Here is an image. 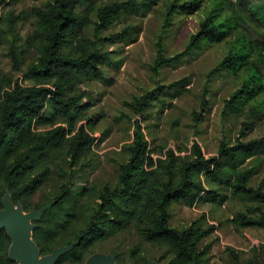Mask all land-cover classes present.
Wrapping results in <instances>:
<instances>
[{"label":"trees","instance_id":"16d2710c","mask_svg":"<svg viewBox=\"0 0 264 264\" xmlns=\"http://www.w3.org/2000/svg\"><path fill=\"white\" fill-rule=\"evenodd\" d=\"M160 4L165 26L177 17L201 11L204 17L183 51L166 55L158 43L150 67L153 74L159 76L164 67L180 63L205 46L226 42L239 31L241 36L229 45L210 77L228 72L239 79V88L225 100L224 114L248 113V117L235 141L223 139L215 156L207 157L198 142L176 152L158 145L153 137L148 139L143 123L156 102L187 80L159 85L127 103L134 114L133 135L122 149L126 159L118 167L117 184L78 185L83 162L94 155L99 142L94 135L97 122L89 116L92 105L85 103L91 93L81 85L106 81L105 68L113 59L102 44H133L139 30L129 26L110 38L101 34L141 5L150 9ZM11 5V0H0V57L3 53L11 64L8 72L0 64V210L7 192L27 213L52 205L34 221L33 240L41 256L81 240L55 264H85L98 243L134 230L144 242L167 247L169 264H209L212 245H203L218 227L198 222L173 227L169 207L174 203L221 205L228 194L245 207L229 222L239 229L264 230V181L252 186L255 170L246 167L251 160L264 157V135L247 140L257 124L264 128V0H42L32 8L35 28L22 45L18 25L24 15L8 12ZM29 51L33 57L24 68ZM19 73L32 84L24 85ZM208 96L206 88L203 112L209 106ZM202 111L193 113L197 133L205 120ZM55 175L59 190L30 204L29 199ZM11 247L9 234L1 231L0 264H18L9 257ZM227 250L239 261L234 249ZM253 252L243 264H264V245ZM131 257L133 264H148L137 248Z\"/></svg>","mask_w":264,"mask_h":264},{"label":"rangeland","instance_id":"374dc122","mask_svg":"<svg viewBox=\"0 0 264 264\" xmlns=\"http://www.w3.org/2000/svg\"><path fill=\"white\" fill-rule=\"evenodd\" d=\"M11 2L12 5L7 11L24 15V20L18 25V43L22 45L35 28L32 8L41 5L42 0H11ZM163 11L161 4L150 9L141 5L139 9L123 15L108 31L101 34L102 38H110L112 34L129 26L139 30L137 41L133 44L114 41L102 44V50L111 52L113 59V64L105 68L106 81H88L81 85L82 90L91 93V98L86 99L85 103L92 105L89 116L97 122L94 135L99 142L94 149V155L83 162L84 170L80 174L78 185L90 182L101 188L106 184L113 187L117 184L118 167L126 159L122 149L131 143L133 135L134 114L127 103L134 96H141L159 85L187 80L184 86L173 90L163 96L160 102H156L148 113V120L143 123L148 139L151 140L153 137L158 145L172 148L176 152L180 148L189 150L194 142H198L207 157L215 156L223 139L227 138L231 143L235 141L242 123L248 117V113L240 116L231 115L232 113L224 114L225 100L239 88V79L228 72L210 77V73L226 56L229 45L241 36L239 31L233 32L226 42L205 46L203 50L180 63L164 67L159 76L153 74L150 67L156 59L158 43L163 45L166 55L173 56L183 51L190 36L198 31L204 17L201 11L192 16L177 17L171 25L165 26ZM89 30L93 32L92 27ZM32 57L33 53L29 51L26 54L24 68ZM0 64L5 71H10V60L3 56V53ZM17 77L24 85L32 84V81L22 78L20 73ZM206 88L209 89V106L203 112L201 101ZM201 111L205 120L200 124L197 133L194 128L193 113ZM50 113L51 110L47 109L46 114L50 115ZM263 135V126L257 124L247 140ZM246 167L255 170L252 186H259L264 181V157L251 160ZM60 185L55 175L42 191L29 199V203L35 205L42 202L48 193L52 191L53 194L56 193ZM244 208L241 202L233 199L229 194L221 205L196 204L194 207H188L174 203L169 207L170 222L176 228L189 227L195 222L202 224L203 227L215 225L218 227L217 231L209 236L203 245H212L209 264H243L254 256V248L264 245V230L239 229L229 222L238 212L244 211ZM35 211L39 210L31 212ZM134 248H137L147 259L148 264L150 262L169 264L171 259V256L166 254L167 247L144 242L134 230L123 232L104 243H98L94 250L95 254L113 257L115 264H133L135 259L131 257V252ZM227 248L235 250L240 257L239 261L234 259ZM164 255L166 258H162Z\"/></svg>","mask_w":264,"mask_h":264},{"label":"water","instance_id":"95a60500","mask_svg":"<svg viewBox=\"0 0 264 264\" xmlns=\"http://www.w3.org/2000/svg\"><path fill=\"white\" fill-rule=\"evenodd\" d=\"M4 209L0 210V232L6 230L12 240L9 257L18 264H55L64 254L81 244V240L68 247L55 249L51 255L41 256L38 246L32 238L36 225L44 213L52 207L47 205L35 212L25 213L21 203L14 204L9 192L4 197ZM85 264H115L111 256L93 254ZM149 264H158L150 262Z\"/></svg>","mask_w":264,"mask_h":264}]
</instances>
